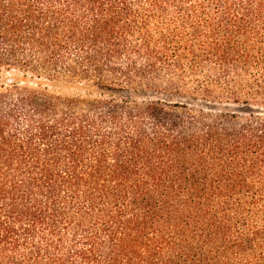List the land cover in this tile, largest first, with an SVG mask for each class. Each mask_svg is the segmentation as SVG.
I'll return each mask as SVG.
<instances>
[{
  "label": "trees",
  "instance_id": "16d2710c",
  "mask_svg": "<svg viewBox=\"0 0 264 264\" xmlns=\"http://www.w3.org/2000/svg\"><path fill=\"white\" fill-rule=\"evenodd\" d=\"M0 264H264V0H0Z\"/></svg>",
  "mask_w": 264,
  "mask_h": 264
}]
</instances>
